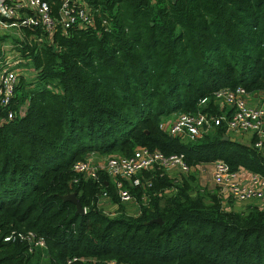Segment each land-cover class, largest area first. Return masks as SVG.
<instances>
[{
  "label": "trees",
  "instance_id": "obj_1",
  "mask_svg": "<svg viewBox=\"0 0 264 264\" xmlns=\"http://www.w3.org/2000/svg\"><path fill=\"white\" fill-rule=\"evenodd\" d=\"M58 1L48 0L54 10ZM87 1L91 25L51 35L21 25L8 37L22 71L0 105V264H264V208H226L193 175L144 169L143 184L130 187L135 215L100 207L101 187L118 200L110 181L71 180L72 163L89 152L129 154L138 145L264 176V155L223 138V125L193 140L159 126L180 112L215 111L222 86L264 92V0ZM69 191L84 213L62 198ZM12 229L35 231L45 246L4 240Z\"/></svg>",
  "mask_w": 264,
  "mask_h": 264
},
{
  "label": "built area",
  "instance_id": "obj_2",
  "mask_svg": "<svg viewBox=\"0 0 264 264\" xmlns=\"http://www.w3.org/2000/svg\"><path fill=\"white\" fill-rule=\"evenodd\" d=\"M57 5L54 10L48 0H0V27L40 26L51 35L58 27L65 30L74 24L85 27L94 23L93 7L87 0H59ZM102 23H107L105 18ZM38 39L41 40L42 37L39 36ZM13 45L12 43L11 46ZM12 50L10 55L0 45V105L9 104L15 92L18 74L22 71L18 65L22 58L15 48ZM213 97L214 105L218 104L215 111L210 107L195 112H180L172 118L160 120V128L185 140L196 139L217 125H223L226 134L250 132L254 134L253 145L264 155V107L251 101L252 93L242 85L222 86L213 91ZM206 99V96L203 97L201 102ZM7 114L11 117L13 112L8 110ZM156 166L163 169L176 168L178 175L188 173L193 167L186 162L183 153L165 154L157 148L138 145L129 154L102 155L89 152L72 163L71 180L78 182L80 179L91 178L99 182L103 180L104 183L110 181L118 200L129 203L136 201L130 187L141 186L142 171ZM101 172L106 174L108 180L103 178ZM212 179L219 186L218 193L224 206L229 208L224 200L231 198L239 202L250 201L251 204L264 208V176L260 173L241 166L231 169L226 161L217 158L212 162ZM98 196L99 204L102 200H110L107 189L103 187ZM3 238L26 241L29 251L45 246L44 239L33 230L12 229ZM74 259L75 256L68 258L67 263ZM108 264L127 263L109 259Z\"/></svg>",
  "mask_w": 264,
  "mask_h": 264
},
{
  "label": "rangeland",
  "instance_id": "obj_3",
  "mask_svg": "<svg viewBox=\"0 0 264 264\" xmlns=\"http://www.w3.org/2000/svg\"><path fill=\"white\" fill-rule=\"evenodd\" d=\"M5 33H7L8 36H7V38L0 40V45L4 46L6 53L12 55V53H13L12 49L14 47H12L11 44L13 42L8 37L9 36L12 37V36L16 35V31L13 27H8V28L0 27V35H3ZM172 117H173V115H169V116L163 117L162 119H168V118H172ZM93 153L99 154L97 152H93ZM113 154H118V153L113 152ZM102 155H109V154H102ZM161 169H163V168H161ZM164 169L167 170L168 173H170L171 175H173L176 178L180 177L182 175V174L178 175V170L176 168L169 167V168H164ZM211 169H212L211 161L200 162L196 166L193 165L192 169L188 173L184 174V176L193 175L194 179H195V181L193 182V185L198 186L201 191L216 190L217 192H219V186H217L212 179ZM224 202L229 205V208H235L236 210H239L240 208L246 207L245 203H239V201L233 200L231 198L224 200ZM99 205L109 215L116 214L120 210H126L127 212H129L132 215H135L136 213L139 212V203L137 201H133V202H129V203H122L118 200L114 201V202L112 200H109V201L102 200ZM226 208H228V207H226ZM240 210H242V209H240ZM36 264H50V261L48 258H42V259L37 260Z\"/></svg>",
  "mask_w": 264,
  "mask_h": 264
},
{
  "label": "crops",
  "instance_id": "obj_4",
  "mask_svg": "<svg viewBox=\"0 0 264 264\" xmlns=\"http://www.w3.org/2000/svg\"><path fill=\"white\" fill-rule=\"evenodd\" d=\"M251 101L252 102H255V104H261L264 107V92L253 93L252 94ZM215 106H216V108H218V104H215ZM228 135L229 136H232V137H235V139H239V140H241L243 142H246V143L252 142L253 137H254V134L253 133H250V132H245V133H240V134L229 133ZM212 162L213 161H211V164H212ZM211 174H212V169H211ZM239 203H245L246 204V207L249 206V205H251V202L250 201H244V202H239ZM245 208H240V209H245Z\"/></svg>",
  "mask_w": 264,
  "mask_h": 264
},
{
  "label": "water",
  "instance_id": "obj_5",
  "mask_svg": "<svg viewBox=\"0 0 264 264\" xmlns=\"http://www.w3.org/2000/svg\"><path fill=\"white\" fill-rule=\"evenodd\" d=\"M223 138H230L232 140H235V137L229 136L228 134H224ZM61 196H62V198L64 200H70V201H72L75 204L76 212H79V213H84L85 212V208L83 207V205L79 201V199H78V197L76 195V191H69V192H67L65 194H62ZM153 220L160 221L159 218H154Z\"/></svg>",
  "mask_w": 264,
  "mask_h": 264
},
{
  "label": "clouds",
  "instance_id": "obj_6",
  "mask_svg": "<svg viewBox=\"0 0 264 264\" xmlns=\"http://www.w3.org/2000/svg\"><path fill=\"white\" fill-rule=\"evenodd\" d=\"M240 210V209H239Z\"/></svg>",
  "mask_w": 264,
  "mask_h": 264
}]
</instances>
